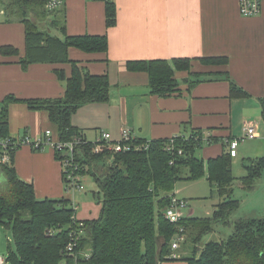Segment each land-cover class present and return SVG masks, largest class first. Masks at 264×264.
Instances as JSON below:
<instances>
[{
  "label": "trees",
  "instance_id": "trees-1",
  "mask_svg": "<svg viewBox=\"0 0 264 264\" xmlns=\"http://www.w3.org/2000/svg\"><path fill=\"white\" fill-rule=\"evenodd\" d=\"M103 1L105 25L109 28L116 23V5L113 0ZM44 3L45 0H0L9 15L22 13L18 14L25 29V53L19 60L22 67L32 63H69L70 76L67 77L62 68L55 69L58 79L65 82V91L60 97L19 99L8 95L3 98L0 101L2 137H10L8 106L11 102L21 101L29 109L45 110L54 126V130H50L53 137L68 140L83 133L71 122L79 107L87 103L107 102L110 98L108 75L90 74L68 56L70 47L88 53L107 52V35H68L65 27L59 26L56 20L55 26L62 37L51 35L30 17L33 14L44 17L50 13L44 8ZM0 51L2 54L17 53L10 46L1 47ZM200 60L207 65L227 63L223 56ZM191 63L192 59L187 57L134 59L126 62V68L147 74L151 94L170 96L180 91L177 72L193 73L194 82L204 75L191 72ZM224 74L228 76V72ZM248 95L247 91L230 81L231 97ZM259 103L264 121V97L259 98ZM201 137V131H194L188 137L173 136V151L165 150L170 138H135L129 150L101 153L92 152L93 144L88 139L79 149V173L81 176L91 175L98 194L102 196L98 201L99 214L92 219H79L78 205L70 199H38L33 185L17 175L14 152L10 165H0L6 179V187L0 191V224L11 229L14 242V250L9 249L5 262L161 264L179 260L186 264H264V216L241 217L233 221L231 218L240 205L239 200L233 197V188L240 185L250 190L257 179L264 177V155L245 158L242 163L245 173L237 177L232 172L233 157L227 151L223 150L220 155L206 161L196 155V150L203 144ZM141 144H147V147L136 148ZM178 149H181V154H178ZM205 176L212 194L219 197L211 215H183L176 222L166 219L164 211L174 195L176 183L197 181ZM93 195L96 196L95 193ZM231 221L233 231L225 239L210 240L198 246L202 237L214 230L216 223L228 225ZM79 222L83 223V234L69 251L66 246L72 239L71 233L79 228ZM179 236L182 241L178 240ZM174 241L178 242L177 247H172ZM187 242L192 245L190 254L179 253L181 245Z\"/></svg>",
  "mask_w": 264,
  "mask_h": 264
},
{
  "label": "crops",
  "instance_id": "crops-1",
  "mask_svg": "<svg viewBox=\"0 0 264 264\" xmlns=\"http://www.w3.org/2000/svg\"><path fill=\"white\" fill-rule=\"evenodd\" d=\"M113 1L116 23L109 28L105 25L103 0H64L60 8L44 17L30 16L44 30L58 37L62 34L55 20L65 27L68 35H107L105 53L68 49L71 60L77 61L90 74H107L111 83L109 100L104 104L80 106L72 115V124L88 139L94 138L102 127L114 139L122 127H128L134 138L144 140L188 137L194 131H201L209 141L196 152L206 161L227 151V141L240 137L246 125L255 123L257 136L246 139L251 140L249 145L255 146L250 148L247 157L264 154V121L259 103V98L264 97V1L260 14L254 17L241 16L237 0ZM0 7L3 8L1 4ZM3 46L12 47L17 53L2 54L0 51V101L8 95L25 99L55 98L64 94L65 82L58 79L55 69H64L68 77L70 64L32 63L23 68L19 60L25 53L24 25L18 16L9 15L5 10L0 15V49ZM219 56L226 57L227 63L207 65L200 60ZM175 57L191 58V72L204 75L194 82L193 73L177 72L180 91L170 96L151 94L147 74L126 68L128 60ZM224 72H228V76ZM187 80L193 83L190 85ZM230 81L249 95L231 97ZM97 113L104 119L93 117ZM8 124L12 138L28 135L35 139L46 129L54 130L45 110L29 109L21 101L9 104ZM87 131H93V136L89 137ZM246 140L239 142L233 158L246 154L245 148L240 147ZM14 168L22 180L33 185L36 197L64 195L62 168L50 148L36 151L29 145H22L15 152ZM203 180L208 181L206 176ZM196 182L199 181L175 185L173 193L188 202L184 216L193 215L194 210L183 193ZM259 185H264V177L257 179L250 190L240 185L233 188V197L240 203L238 209L247 193L256 189L254 197L258 202L244 207L260 213L250 211V216H264V189L259 190ZM99 211V203L88 201L77 211V217L92 219Z\"/></svg>",
  "mask_w": 264,
  "mask_h": 264
},
{
  "label": "built area",
  "instance_id": "built-area-1",
  "mask_svg": "<svg viewBox=\"0 0 264 264\" xmlns=\"http://www.w3.org/2000/svg\"><path fill=\"white\" fill-rule=\"evenodd\" d=\"M238 11L243 17H254L258 16L261 12L262 2L264 0H237ZM64 0H45L44 8L48 12H53L63 5ZM4 13V9L0 7V15ZM257 136V125L250 123L244 127V132L240 137H234L227 141V152L230 156L234 157L237 155V146L240 141L246 139H252ZM135 138L132 136L131 130L128 127H122L120 130L119 139L112 138L111 134L107 131L100 130L98 134L90 140L92 142V152L101 153L103 151L110 152H121L129 150L131 141ZM89 140L83 134H77L68 140H61L57 137H53L50 129H46L40 138L32 139L28 135L21 138L2 137L0 135V165H10L12 155L22 145H29L33 150L39 151L46 148H50L56 156L58 162L62 168V178L65 182L66 191L73 197L74 188L82 190L81 179L83 176L80 175V163L78 157H80L81 150L80 146L83 143H87ZM202 143L209 141L208 136L202 135ZM173 138L165 146V150L173 151ZM146 145H137L136 148H141ZM178 154H181V149H178ZM172 163V160L170 161ZM74 204V203H73ZM75 205V204H74ZM187 201L183 198L176 196L175 194L170 199V204L164 211L165 218L170 222L178 221L183 215V210L187 207ZM77 208V206L75 205ZM79 228L71 233L72 239L67 244L66 248L69 251L73 250V247L77 244L79 236L83 234V223H78ZM182 237L179 236L180 241ZM178 242L174 241L172 247H177ZM0 264H5V258L0 256Z\"/></svg>",
  "mask_w": 264,
  "mask_h": 264
},
{
  "label": "rangeland",
  "instance_id": "rangeland-1",
  "mask_svg": "<svg viewBox=\"0 0 264 264\" xmlns=\"http://www.w3.org/2000/svg\"><path fill=\"white\" fill-rule=\"evenodd\" d=\"M18 14L20 15L22 13L19 11ZM18 14H17V16H18ZM33 15H35V14H33ZM39 27L41 29H43V27H41V26H39ZM51 32L54 33V30ZM94 104H104V103L101 102V103H94ZM93 117L99 118V119H104V116L102 114H99V113H97L96 115H93ZM101 129L103 130L104 127H102ZM87 132H89L87 134L89 137L93 136V131H87ZM117 139H119V136L117 137ZM250 142H251V140H246L243 143H240L241 149L245 148V150H246V154H244L243 157L238 156L236 158H232V161H231L232 172L237 177L242 176L245 173V170H244L243 165H242V163H243L242 158H246L248 153L251 151L250 148H252V146L254 148V146H255V145H249ZM261 153H263V152H261ZM196 155H197V152H196ZM252 155H254V153H252ZM260 155H264V154H260ZM0 169H1V167H0ZM202 180H203V178L199 179L198 180L199 182H196L193 185L189 186L187 188V190L183 193V195H185L189 198V200H188L189 206L192 207L194 210L192 216H196V217L210 216L212 213L211 212L212 206L215 204L216 201L219 200V197L216 193L212 194V192H211L212 189L209 186V182L206 180H203V181ZM180 182L183 183V181H180ZM180 182H177V184ZM187 182L189 183V181H187ZM187 182L183 183V184H188ZM183 184H180V185H183ZM81 185L83 186L82 190L74 188L75 190L73 191V198H72L71 197L72 193L69 194L64 189L66 187L64 180L62 183L64 195L61 197L72 200V202H74L76 205H78L77 210H79V211L82 210L85 202L91 201L95 204H98L99 203L98 201L102 197L100 194H98V188H97L96 184L94 183L91 175L85 174L81 179ZM5 187H6V179H5L4 173L0 170V191L4 190ZM260 189H264V185H259V190ZM255 192H257L256 189H254L250 193H247V196L244 199L242 198L243 199L242 206L239 209H237L235 212H233L231 215L233 217L232 221L237 219L239 216L249 217L250 214H252L251 212L260 213L258 210L252 211L251 209H246L244 207V206H247V208H249L248 207L249 205L258 202L257 198L254 197ZM94 193L96 194L95 197L93 195ZM98 195H99V197H98ZM37 198L42 199V198H45V196H40V197L37 196ZM49 198L58 199L60 197H52L51 196ZM187 209L185 208L183 210V212L186 211L185 212L186 214H187ZM246 213L248 214L247 216H246ZM232 221L228 225L216 223L214 225V230L205 234L202 237L198 246L201 247L202 245H204L206 242H208L210 240L225 239L233 231ZM9 249L14 250V242L12 239L11 229L4 224H0V256H2L3 258L6 259V257L8 256V253H9ZM191 249H192V245L187 242L184 245L183 244L181 245L179 253L184 254V255H189ZM5 264H9V263L5 262Z\"/></svg>",
  "mask_w": 264,
  "mask_h": 264
}]
</instances>
